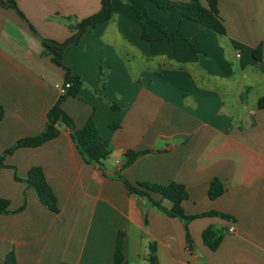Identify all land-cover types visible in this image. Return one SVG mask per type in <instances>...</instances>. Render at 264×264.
I'll list each match as a JSON object with an SVG mask.
<instances>
[{
    "label": "crops",
    "instance_id": "1",
    "mask_svg": "<svg viewBox=\"0 0 264 264\" xmlns=\"http://www.w3.org/2000/svg\"><path fill=\"white\" fill-rule=\"evenodd\" d=\"M15 3L23 16L0 3V198L10 201V213L0 214V264L10 254L15 264H113L120 233L127 264H264V0H217L225 35L149 0H112V18L66 47L63 62L83 87L62 108L78 129L92 119L109 142L103 166L85 162L65 125L39 147L6 154L45 131L63 94L65 70L42 39L69 40L102 8V0ZM138 12L164 32L144 27ZM129 151L149 152L124 167ZM33 168L42 169L58 212L25 181ZM214 179L225 191L212 200ZM124 180L180 183L186 215L232 219L186 225ZM209 228L222 235L216 250L203 239Z\"/></svg>",
    "mask_w": 264,
    "mask_h": 264
},
{
    "label": "trees",
    "instance_id": "2",
    "mask_svg": "<svg viewBox=\"0 0 264 264\" xmlns=\"http://www.w3.org/2000/svg\"><path fill=\"white\" fill-rule=\"evenodd\" d=\"M155 3L159 8L170 10L178 13L179 15L192 20L193 22L209 28L216 32L219 35L226 34V28L224 25V20L220 16L217 0H207L208 7H204L198 0H190L186 3L174 2L172 0H149ZM0 3L3 5H10L17 9L15 0H11L9 3L3 2L0 0ZM18 10V9H17ZM22 15V13L18 10ZM114 13V7L112 5V0H102V8L100 12L93 15L92 17L82 21L75 29H77L76 34L69 40L58 43L49 39H42V44L44 46L45 54L52 56V61L58 67L65 70L66 82L65 84H70V87L62 94L57 103L51 108L48 114L49 123L45 131L38 136L24 138L19 140L13 148L6 151V154H11L19 148H34L39 147L59 136L60 134V124L65 125L71 131L72 138L76 147L85 162L92 165L103 166V162L109 157L110 149L109 142L102 138L98 132V129L92 119H89L88 122L81 128L78 129L73 121V119L63 110L62 104L68 97H77L83 87V81L80 77L74 76L71 70L64 64V52L66 47L71 43H76L81 35L89 27H97L108 20H110ZM23 16V15H22ZM138 16L144 22V27L146 23L154 25L159 30L163 31L162 24L138 12ZM35 32V31H34ZM169 39H173L174 34L166 33ZM143 37L147 40L150 37L146 34L145 29ZM255 56L260 58V49L255 52ZM114 108L117 106L113 105ZM259 107L264 108V98L259 101ZM2 116L0 115V121ZM149 151L133 152L129 151L126 154V163L124 167L131 166L139 157L147 154ZM1 159V158H0ZM30 187L36 189L40 200L47 205L52 211L58 212L57 200L55 195L52 192L51 187L46 181V177L41 168H33L30 172L29 179L25 180ZM126 188L132 194L139 195L141 197L148 198L152 204L160 209L165 211L170 217L183 219L188 225L189 222L200 217H211L219 216L224 219H232L231 216L212 211L198 216H188L186 215L183 209V202L188 199V192L186 187L180 183H171L168 186H162L157 184H151L147 182L139 183L137 186H134L127 180H124ZM224 186L219 179H214L210 190L209 197L212 200H215L224 194ZM152 194H160L164 199H167L172 202L173 206L171 209L164 208L159 202H156L152 198ZM25 206L19 211L23 210ZM10 213V201L7 199L0 198V214ZM189 241V233L187 235ZM124 239L125 235L120 233L116 242V249L114 255L113 264H127L124 255ZM204 242L213 250H216L222 241V235L214 231L213 228H209L204 232L203 235ZM152 264H157L155 257H151ZM7 264H15V256L10 254L7 258Z\"/></svg>",
    "mask_w": 264,
    "mask_h": 264
},
{
    "label": "built area",
    "instance_id": "3",
    "mask_svg": "<svg viewBox=\"0 0 264 264\" xmlns=\"http://www.w3.org/2000/svg\"><path fill=\"white\" fill-rule=\"evenodd\" d=\"M64 86H65V88H66L65 90L63 89V87L61 88L63 94H64L65 91L70 87V84H65ZM230 232H231V233H234V232H235V228L232 227V228L230 229Z\"/></svg>",
    "mask_w": 264,
    "mask_h": 264
},
{
    "label": "water",
    "instance_id": "4",
    "mask_svg": "<svg viewBox=\"0 0 264 264\" xmlns=\"http://www.w3.org/2000/svg\"><path fill=\"white\" fill-rule=\"evenodd\" d=\"M63 89H64V90L66 89L65 86H63ZM60 125L62 126V123H61Z\"/></svg>",
    "mask_w": 264,
    "mask_h": 264
}]
</instances>
